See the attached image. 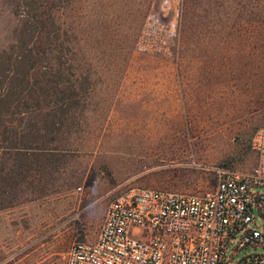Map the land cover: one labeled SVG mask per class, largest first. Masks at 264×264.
<instances>
[{
    "label": "rangeland",
    "instance_id": "374dc122",
    "mask_svg": "<svg viewBox=\"0 0 264 264\" xmlns=\"http://www.w3.org/2000/svg\"><path fill=\"white\" fill-rule=\"evenodd\" d=\"M13 2L0 0V62L28 65V44H20L32 45L36 33L24 34L26 7ZM38 10L56 24L33 60L55 59L80 104L70 126L46 141L58 148L42 160L47 168L2 197L0 264H64L73 240L96 238L108 204L127 186L204 192L221 169L255 163L264 0H55ZM168 12L176 31L166 46L140 49L147 22ZM16 110L8 118L21 129L11 137L31 141L25 126L34 118ZM0 155V165L15 168L13 154Z\"/></svg>",
    "mask_w": 264,
    "mask_h": 264
},
{
    "label": "built area",
    "instance_id": "2783aa9c",
    "mask_svg": "<svg viewBox=\"0 0 264 264\" xmlns=\"http://www.w3.org/2000/svg\"><path fill=\"white\" fill-rule=\"evenodd\" d=\"M175 31L168 12L147 22L137 45L160 51ZM250 146L255 163L221 169L209 191L125 187L108 204L96 238L84 232L73 240L64 264H264V124Z\"/></svg>",
    "mask_w": 264,
    "mask_h": 264
},
{
    "label": "trees",
    "instance_id": "16d2710c",
    "mask_svg": "<svg viewBox=\"0 0 264 264\" xmlns=\"http://www.w3.org/2000/svg\"><path fill=\"white\" fill-rule=\"evenodd\" d=\"M42 1L13 2L15 6L21 4L26 7L24 13L27 16L23 19L22 25L24 34L27 35L28 31L29 36H32V29L36 33L32 45H29V40H24L20 44L22 47L28 44L27 53L32 62L28 65L0 62V153L13 154L15 166L10 170L0 165V180L3 183L0 187V201L9 194L12 187L22 186L28 177L36 179L43 167L47 168L48 161L42 160L49 159L58 148L47 145L46 141H52L59 132L62 133L64 128L66 130L70 126L72 114L80 104L78 97L80 91L77 90L74 79L69 75L65 78L59 76L60 68L55 59L52 63H45L46 66L41 63L35 64L33 60V56H39L44 51L40 45L51 43L50 34L56 24L49 11L38 10L53 7L55 0H45V5ZM19 94L24 95L19 97ZM43 101L45 102L41 105ZM13 104L17 113H27L34 118L29 127L25 126V129L31 132L29 138L31 141L27 139L17 143L18 140L11 137V134L15 136L21 129L20 126L14 127L8 118V112ZM33 105L38 106L35 108L38 109L35 111L37 113L33 112ZM24 117L21 116L20 119Z\"/></svg>",
    "mask_w": 264,
    "mask_h": 264
}]
</instances>
